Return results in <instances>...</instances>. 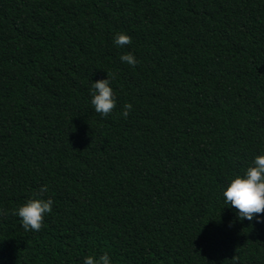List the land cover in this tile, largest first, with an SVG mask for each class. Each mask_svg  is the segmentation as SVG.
<instances>
[{
  "label": "trees",
  "instance_id": "1",
  "mask_svg": "<svg viewBox=\"0 0 264 264\" xmlns=\"http://www.w3.org/2000/svg\"><path fill=\"white\" fill-rule=\"evenodd\" d=\"M261 150L264 0H0V264H264V216L222 195Z\"/></svg>",
  "mask_w": 264,
  "mask_h": 264
},
{
  "label": "clouds",
  "instance_id": "2",
  "mask_svg": "<svg viewBox=\"0 0 264 264\" xmlns=\"http://www.w3.org/2000/svg\"><path fill=\"white\" fill-rule=\"evenodd\" d=\"M132 43L127 32H118L113 37V44L123 48ZM120 61L135 67L138 63L132 52L120 55ZM90 103L96 113L108 117L117 106L116 96L108 77L95 80L91 85ZM132 105H123L121 116L127 118ZM47 186L40 188V195L27 199L13 210L12 215L20 218L25 231H39L46 215L52 212L54 201L51 197L43 198ZM225 207L236 210L239 220L261 222L264 216V150L256 154L250 165L242 173H236L229 178L222 191ZM83 264H114L108 253L99 256L88 255L83 258Z\"/></svg>",
  "mask_w": 264,
  "mask_h": 264
}]
</instances>
